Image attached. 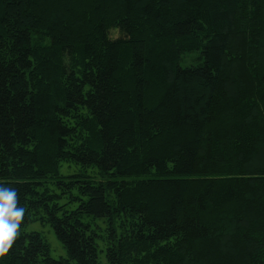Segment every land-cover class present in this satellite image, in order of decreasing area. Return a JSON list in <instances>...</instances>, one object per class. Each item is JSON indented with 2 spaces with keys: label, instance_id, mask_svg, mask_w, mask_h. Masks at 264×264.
<instances>
[{
  "label": "trees",
  "instance_id": "1",
  "mask_svg": "<svg viewBox=\"0 0 264 264\" xmlns=\"http://www.w3.org/2000/svg\"><path fill=\"white\" fill-rule=\"evenodd\" d=\"M0 186V264H264V0H0Z\"/></svg>",
  "mask_w": 264,
  "mask_h": 264
},
{
  "label": "clouds",
  "instance_id": "2",
  "mask_svg": "<svg viewBox=\"0 0 264 264\" xmlns=\"http://www.w3.org/2000/svg\"><path fill=\"white\" fill-rule=\"evenodd\" d=\"M25 217L14 187L0 186V258L8 254L16 241Z\"/></svg>",
  "mask_w": 264,
  "mask_h": 264
},
{
  "label": "rangeland",
  "instance_id": "3",
  "mask_svg": "<svg viewBox=\"0 0 264 264\" xmlns=\"http://www.w3.org/2000/svg\"><path fill=\"white\" fill-rule=\"evenodd\" d=\"M197 55H198L197 52H194L192 54H187L182 60L181 64L183 66L196 64L198 60L194 59V56ZM72 168H77V167H72ZM72 168L70 169L68 168L67 170L65 165L63 166V172L66 173L67 171H71ZM24 231L28 233L39 232L42 235V237L46 240V242H48V244L50 245L51 256L53 258L60 259L62 257H67V251L64 248L63 244L61 243V241L57 238V235L54 229L52 228V226L50 225V223L44 222L42 220H34L24 227ZM99 244L101 250V252L99 253V259L104 260L105 255H104V251L102 252V250H105V248L102 239L99 240Z\"/></svg>",
  "mask_w": 264,
  "mask_h": 264
}]
</instances>
